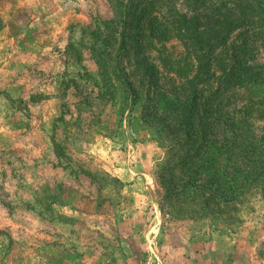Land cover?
Masks as SVG:
<instances>
[{"label": "rangeland", "instance_id": "rangeland-1", "mask_svg": "<svg viewBox=\"0 0 264 264\" xmlns=\"http://www.w3.org/2000/svg\"><path fill=\"white\" fill-rule=\"evenodd\" d=\"M126 1L123 25L115 0H0V264H264V162L241 147L262 151L264 0ZM215 37L202 101L235 77L209 137L255 177L200 216L191 195L162 202L158 180Z\"/></svg>", "mask_w": 264, "mask_h": 264}, {"label": "trees", "instance_id": "trees-1", "mask_svg": "<svg viewBox=\"0 0 264 264\" xmlns=\"http://www.w3.org/2000/svg\"><path fill=\"white\" fill-rule=\"evenodd\" d=\"M118 7L117 21L122 22L123 25L128 23V9L126 0H115ZM262 10V11H261ZM260 12L264 13V8L260 9ZM185 22V21H184ZM187 23V22H186ZM196 25L198 22L190 18L188 27H192L191 34L194 40L198 39L194 33L197 32ZM237 26L225 27L226 34H229ZM179 32H181L180 28ZM123 32L125 30L123 29ZM226 37L212 38L211 42L207 43V47L200 45L198 46V53L206 49L202 57L198 56L199 63L197 65V72L190 80L191 91L187 98L182 102L179 101L177 111L178 114L176 126L181 130V138L175 140V148H170L168 152L172 153V160L163 161L161 164L162 171H160L161 179L158 180V185L162 189V202L165 199L171 198L172 196H178L186 194L191 195L195 202L196 209L194 213L197 215H205L209 212L214 213L215 211H221L220 208H224L230 205L238 199V196L243 190L245 183L253 181L254 176H251L252 169H249L248 174L241 178L240 168L233 162H229L230 158V145L226 138L221 141L209 137V125L208 117L212 115L213 101L217 98V94L222 90H227L226 83L235 77V72H228L224 75L219 76V86L210 96V98L203 100L200 96L201 89L198 85L208 81L210 77V57L206 58L208 52L215 50L217 43L223 42ZM126 39L125 34L121 35L120 47L124 46V40ZM203 41V40H202ZM105 52V51H104ZM108 55V53H105ZM104 59V58H103ZM244 62L243 60L238 61V66ZM239 78V74H238ZM251 81V80H250ZM243 80L237 79L235 82L236 86H242ZM125 89L130 92L131 89L135 92L136 89L132 87V82L126 80L124 82ZM206 103L209 106L204 107ZM203 108L204 112L201 113ZM196 122H199L203 128L200 130L195 128ZM194 129V136L191 137L190 131ZM183 137V138H182ZM219 138L220 136H216ZM261 146V149L253 147V142H248L246 146H241L242 151L246 147H250L247 151H258L256 156L258 160L264 162V132L254 142ZM229 151V152H228ZM227 154V157H226ZM237 157L241 155H236ZM233 157V156H232ZM231 157V158H232ZM264 179V163L260 165V174ZM239 178V179H238ZM164 180V181H163ZM175 182V183H174ZM161 207V204H160ZM162 208V207H161Z\"/></svg>", "mask_w": 264, "mask_h": 264}]
</instances>
